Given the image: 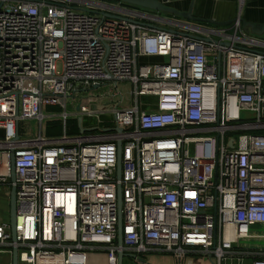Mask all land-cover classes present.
<instances>
[{
	"label": "built area",
	"instance_id": "1",
	"mask_svg": "<svg viewBox=\"0 0 264 264\" xmlns=\"http://www.w3.org/2000/svg\"><path fill=\"white\" fill-rule=\"evenodd\" d=\"M246 1L230 28L216 29L105 0H0L9 212L13 187L17 197L15 237L0 214V264H14L15 250L17 264H89L101 254L118 264L120 252L141 264L150 253L174 264H264V245L242 243L264 240L253 232L264 228V53L244 48L258 44L243 28ZM105 84L113 96L99 108L94 86ZM49 106L61 109L60 136L42 132ZM71 116L91 130L70 133ZM26 119L39 120L38 134L22 136Z\"/></svg>",
	"mask_w": 264,
	"mask_h": 264
},
{
	"label": "crops",
	"instance_id": "2",
	"mask_svg": "<svg viewBox=\"0 0 264 264\" xmlns=\"http://www.w3.org/2000/svg\"><path fill=\"white\" fill-rule=\"evenodd\" d=\"M18 0H10L15 2ZM36 1V0H31ZM107 2L122 5L119 0H105ZM169 7L175 8L180 12H188L193 3L192 15L199 20H190L184 16L174 15L171 18L178 20L185 24H194L202 27H212L216 29H228L231 27L233 20L237 16L238 3L237 0H159ZM124 8H134L123 3ZM243 20L246 22H253L264 24V0H247L243 10ZM244 24V21H243ZM166 27H169L168 25ZM244 28V27H243ZM245 30V29H244ZM249 33V32H248ZM251 35V33H249ZM258 41V44L246 45L244 48L255 52L264 53V38L256 35H251ZM159 57H147L144 63H153L159 61ZM49 119V118H47ZM50 121V120H48ZM47 123V122H46ZM46 126V125H45ZM45 129V128H44ZM70 130V129H69ZM23 134L30 135L28 131H23ZM47 136H60L62 135H48ZM94 258L101 259L100 255H95Z\"/></svg>",
	"mask_w": 264,
	"mask_h": 264
},
{
	"label": "rangeland",
	"instance_id": "3",
	"mask_svg": "<svg viewBox=\"0 0 264 264\" xmlns=\"http://www.w3.org/2000/svg\"><path fill=\"white\" fill-rule=\"evenodd\" d=\"M126 4V3H125ZM128 5V4H126ZM129 6H134V5H129ZM138 7V6H137ZM149 11H153L155 13H158L161 17H172L174 16L173 13L168 12V11H156V10H151V9H147ZM245 28V27H244ZM247 30V27L246 29ZM146 62V61H143ZM111 85L110 84H105L102 85L98 88H95L94 91L97 92L99 94V99L97 100V105L99 108H103L106 104L111 102L112 96H113V92L111 90ZM89 91H81L78 92L77 94V101L73 100V97L69 98L68 101V109L69 111H71L72 113H76L80 111V101H81V97L85 96ZM144 99V98H143ZM118 100V99H117ZM95 104V103H94ZM60 108L56 107L54 109H52L51 107H46L44 108V113L50 114V115H54L53 117L49 118V119H45L43 126H42V132H45V125L46 122L48 120L52 121L53 123L56 122H60V125L62 127V133L64 132L63 130V120H60L58 118L59 112H60ZM243 116H247L249 118H254L256 116V114L254 112H246L243 113ZM85 125L88 124H94V120H84ZM78 126V118L71 116V118L68 120V128H71L72 126ZM39 126H40V122L39 120L36 119H26L21 123V134L23 135V131H28L30 133L33 134H38L39 133ZM112 127V126H111ZM78 129V130H77ZM77 129H74L73 132H71L69 130L70 133H81L79 126ZM5 188L0 186V214L2 215V218L7 221L10 222L11 221V213L9 212L8 208H7V203H8V199L6 197H4V192H5ZM253 232L256 233H263L264 232V228L261 225H258L256 227L253 228ZM243 245H246L248 247H262L264 245V240L261 237H256L250 240H246L244 242H242ZM102 256L100 260H98L97 258H91L90 256V260H89V264H108L106 258L103 256V254H101ZM147 259L155 264H174L175 259L169 255V254H161V253H150L147 256ZM157 259V260H156ZM163 261V262H162ZM160 262V263H159ZM124 263L125 264H141L139 261H135L134 258L131 257H125L124 259ZM190 263L192 264H212L210 260H205V259H196V260H191L190 259Z\"/></svg>",
	"mask_w": 264,
	"mask_h": 264
},
{
	"label": "water",
	"instance_id": "4",
	"mask_svg": "<svg viewBox=\"0 0 264 264\" xmlns=\"http://www.w3.org/2000/svg\"><path fill=\"white\" fill-rule=\"evenodd\" d=\"M121 3H126L128 5H134L138 6L141 8H146V9H151V10H156V11H168L173 13V15H179V16H184L187 19L190 20H199V18H196L192 15L193 12V3L191 5V8L188 12H180L179 10L169 7L165 3L159 1V0H119ZM3 5V2H0V9ZM244 21L243 27L246 32L251 33V35H256L259 37L264 38V24H259V23H253V22H246ZM94 88H97V86H94ZM78 126L80 129L81 133L90 131L91 128L84 127L83 126V118L80 116L78 118ZM98 128L97 126H94L92 129ZM101 131H106V129L99 128ZM117 130L121 131L120 128H117ZM14 159L15 156L12 154V180H15V167H14ZM117 174L118 177L121 178L122 175V144L121 142H118V165H117ZM10 213H11V227L13 231V237H15V232H16V214H17V197H16V188L13 187L11 190L10 194ZM118 207H119V219H118V243L120 245L123 244V219H122V194H121V188L119 187V195H118ZM133 254H125L123 252H120L118 255V264H124V259L125 257H133ZM140 260L145 263V264H155L146 258L140 257ZM14 264H17V251H14V258H13Z\"/></svg>",
	"mask_w": 264,
	"mask_h": 264
},
{
	"label": "trees",
	"instance_id": "5",
	"mask_svg": "<svg viewBox=\"0 0 264 264\" xmlns=\"http://www.w3.org/2000/svg\"><path fill=\"white\" fill-rule=\"evenodd\" d=\"M142 62L143 61H146V58H143L141 60ZM144 63V62H143ZM50 107V106H49ZM52 109L56 108V107H51ZM78 126H72L70 129L71 132H73L74 129H77ZM78 130V129H77ZM45 132L46 134L48 135H59L62 133V127L60 125V122H56V123H53L52 121H47L46 123V126H45ZM142 258H147L145 255H142ZM125 264V263H124Z\"/></svg>",
	"mask_w": 264,
	"mask_h": 264
},
{
	"label": "bare ground",
	"instance_id": "6",
	"mask_svg": "<svg viewBox=\"0 0 264 264\" xmlns=\"http://www.w3.org/2000/svg\"><path fill=\"white\" fill-rule=\"evenodd\" d=\"M157 260V259H156ZM163 262V261H162ZM160 263V262H159Z\"/></svg>",
	"mask_w": 264,
	"mask_h": 264
}]
</instances>
